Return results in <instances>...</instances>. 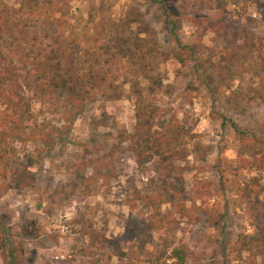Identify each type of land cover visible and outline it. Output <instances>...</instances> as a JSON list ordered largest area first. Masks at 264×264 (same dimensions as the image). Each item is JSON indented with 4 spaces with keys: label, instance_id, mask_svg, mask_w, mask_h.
Listing matches in <instances>:
<instances>
[{
    "label": "rangeland",
    "instance_id": "374dc122",
    "mask_svg": "<svg viewBox=\"0 0 264 264\" xmlns=\"http://www.w3.org/2000/svg\"><path fill=\"white\" fill-rule=\"evenodd\" d=\"M23 1L0 0V8L17 10ZM67 1L68 22L77 30L118 24L158 44L151 72L161 85L141 77L140 86L159 108L158 124L175 115L195 134L165 177L169 191L182 184L184 193L174 201L184 210L169 203L155 212L138 201L128 206L134 189L159 190L163 177L155 160L139 168L128 142L119 140L118 129L134 127V98L125 85L117 99L89 103L52 150L15 143L20 159L25 151L32 156L33 180L21 188L0 180V264H148L172 248L185 253L186 264H264V249L231 250L240 232L252 231V206L264 212V171L239 168L233 126L264 137V102L251 99L258 81L247 72L251 54L242 65L239 55L230 57L245 36L261 34L256 6L161 0L179 21V38L195 50L193 59L179 63L158 0ZM253 176L263 191L244 197L240 188ZM114 246L127 255H114Z\"/></svg>",
    "mask_w": 264,
    "mask_h": 264
},
{
    "label": "trees",
    "instance_id": "16d2710c",
    "mask_svg": "<svg viewBox=\"0 0 264 264\" xmlns=\"http://www.w3.org/2000/svg\"><path fill=\"white\" fill-rule=\"evenodd\" d=\"M59 1L25 0L17 10L8 4L0 8L1 182L6 188L32 183L33 175L29 171L34 163L32 156L25 151L24 160L20 159L15 143L22 148L31 143L33 148L40 145L47 151L52 150L56 144H63V136L89 103L99 98L117 99L127 85L129 97L134 98V127L132 132L118 129L119 140L128 142L139 168L155 160L163 177L159 190L134 189L128 206L134 209L138 201L155 212L162 204L169 203L177 205L179 212L184 210L183 202L174 201L184 193L182 184L174 185L169 191L165 177L173 170L175 160L185 158V145L195 134L175 115L158 124L159 108L143 95L140 86L141 77L147 78L152 86L161 85L160 79L151 72L160 49L158 44L123 32L125 27L118 24L95 27L92 31L77 30L68 22V1L63 0L61 4ZM158 1L176 43L172 58L179 63L193 59L194 47L179 38L178 19ZM230 3L241 4L242 8L255 5L264 25V0H230ZM246 52L252 56L247 72L258 77L255 86L249 89L251 99L264 102V28L254 38L245 36L230 57L239 55V65H242ZM37 103L39 108L34 110ZM233 126L239 141V168L264 171V137ZM250 183L240 188V194L257 197L263 191L259 177H251ZM251 217L252 231L237 235L231 245L233 252L251 254L264 249V212L253 205ZM113 250L120 259L127 255L117 246ZM146 262L186 264L185 253L178 248L161 250Z\"/></svg>",
    "mask_w": 264,
    "mask_h": 264
}]
</instances>
